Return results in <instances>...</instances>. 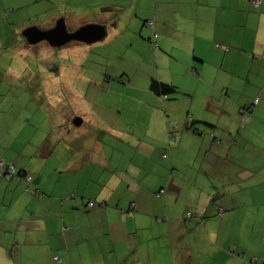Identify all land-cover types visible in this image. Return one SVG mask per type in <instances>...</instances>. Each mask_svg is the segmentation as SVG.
<instances>
[{
    "label": "rangeland",
    "instance_id": "374dc122",
    "mask_svg": "<svg viewBox=\"0 0 264 264\" xmlns=\"http://www.w3.org/2000/svg\"><path fill=\"white\" fill-rule=\"evenodd\" d=\"M84 1L86 0H68L66 3L68 8L74 10L76 17L73 15L63 16V14L60 16L63 7L59 5L55 10L58 15L55 13L46 17L42 15L32 21L29 19L27 8L14 10L9 14V19L0 18V159L6 163L14 164L16 168L25 166L28 175L31 176L30 184L35 189V193L39 182L43 181L44 188H46V191L40 190L41 194L37 192L39 194L37 197L33 195L34 193H27L26 184L22 183L23 190L28 195L18 197L12 204L8 200L9 208L0 211V219L15 224L19 218L25 217L22 222L26 224L32 221L42 236L45 234L44 217L51 216L46 213L45 205L50 199L47 197L51 196L52 213L62 218L61 205H69L73 200H76L73 190H69L70 187L79 191L88 188L89 192L90 189L98 191L103 187V171L95 170L98 155L95 154L96 151L92 149L91 144L97 146L99 143H95L97 139L99 141H101L100 138L106 140L108 137L106 134H109L107 127H113L116 121L118 122L117 128L121 130L126 128V137L137 135L134 132L138 127L137 121H141L144 117L136 115L138 112L144 114L146 107L144 103L134 102L132 98L140 97L141 89L146 92L151 89H159L160 85H157L156 82L164 84L166 74H168L167 64H159V60L155 59L154 52H166L172 46L181 47L183 45V41L179 42L181 38L177 34L170 35L171 32H169V35H162L164 42V46H162L161 34L151 25L154 20L151 0H87L88 15H77L82 6L81 2L84 5ZM167 1L168 3L165 5H162L161 2L158 5V12L165 19L168 18V15H172V11H176L180 15H191L198 9L207 17L209 16L206 18L208 20L212 19V15L218 13L217 8L209 9L208 7L207 9L203 5L208 0H200L198 6L196 5L197 0ZM109 5L111 7L117 5L119 9L103 8L104 11H101L100 7ZM235 10L234 1L232 10L227 8L226 12L230 11L229 14L235 15ZM56 15L60 18L52 19ZM72 17L76 23L70 21ZM60 20L64 22L67 32L75 31L74 25L78 24H80L79 28L87 24L101 25L106 27L108 32L100 40L92 43L70 41L55 47L46 41L30 45L22 36L23 29L31 27L30 23L38 30L46 31L48 25L50 29ZM160 23L168 30V24L171 21L165 20ZM202 23L206 25V22ZM111 25H115V31ZM160 28L162 27L160 26ZM243 32L250 40L252 39L253 28L247 27ZM205 34H211V29ZM201 36L205 37L204 34ZM211 37L212 35H209L207 39ZM215 43L221 44L222 42L215 41ZM249 43L252 44L251 41ZM222 45L224 44H221V48L225 49V45ZM234 50L240 51L241 48L233 46ZM261 77H264V71L258 76L260 79ZM250 83L246 85V91H243L242 98L249 96L251 105L254 97L260 101V95L264 93V83L262 88L261 84ZM235 88L241 91L239 85H236ZM160 91V95L164 93L163 87ZM247 104L249 105V103ZM247 115L251 119V126L247 124L245 132L236 139L230 156L231 164L224 166V169L223 165L218 164L209 168L208 171H206L207 164H205L199 171L200 177L202 173H208L214 178L215 182L211 184L213 195L221 196L222 193H225L228 198H231L244 192V198L239 200L242 209L233 219V222L238 223V227L243 223H249L246 225L248 227L256 226L255 224L264 221V204L257 208L258 202H256L260 192H264L263 97L259 105H255ZM241 117L243 118V116ZM75 120H78L79 124L76 125ZM245 126L240 128L241 132ZM206 133L209 135V129ZM83 136L85 139L81 138ZM194 140L191 139L189 142L192 143ZM206 140L205 135L199 136L193 143L195 148H191L195 152L200 148L204 149ZM107 141H110V138ZM39 143L45 145L47 152H50L48 157H43L40 154L39 147L36 149V145ZM76 147H80L81 151L85 154L87 152L88 155L79 153ZM186 150L188 149L186 148ZM228 151L229 149L221 150L223 153ZM85 156L90 158L91 163L82 167ZM136 159L138 160L137 157ZM75 162H78L75 170L71 173L66 172L65 169H69V166L74 165ZM191 162L194 161L189 158V163ZM195 163L197 164L198 160ZM188 168L190 171H194L192 165H189ZM195 172L197 171L195 170ZM222 183L227 185L226 190L228 191L219 188ZM62 192L66 194H60ZM43 195L47 197L44 199ZM132 197L123 193L121 200L125 205H128ZM172 197L170 198L169 195L168 199L164 200L165 202L169 201L170 207L174 202H180V205L185 207L186 217L194 214V211L187 208L186 204L197 203L193 192L183 187L180 194L175 192ZM38 198L44 199V202H40ZM159 200L156 202L160 203ZM58 206L62 215L58 212ZM4 210H8L7 213H3ZM29 212H34V214ZM147 217V220H150L149 216ZM142 218L133 220L132 217L129 222L135 224ZM153 218L156 220L155 217ZM143 220L146 221L144 218ZM0 225L6 227L4 229L6 232L3 231L5 236H8V238L0 240V264H216L215 261H219L217 253L221 252L212 248L217 252L215 254L209 249V245L199 248L198 244L192 243L191 228L189 231H185L187 233L186 240L183 239V230L176 244L169 245L170 240L176 238L175 230L170 225L160 234L163 236L161 243L164 248L157 251L158 245L155 238H152L151 242H149L150 240L146 241L150 246L148 247L150 258L166 257L162 260L158 258L159 262L142 257L137 261V258L140 257L129 253L127 244H122L117 239V243L115 240L113 243L112 238L100 233L101 228L97 227H94V235L99 238L100 248L85 243L82 245L83 242H79L78 247L70 249L68 252L64 248L60 251L48 250L49 243L47 241H45L46 244H41L38 248L29 246L26 235H24V245L20 246L13 237L16 234V228L11 229L4 224ZM139 227H144V225L140 224ZM153 233L155 236L154 230ZM242 233L243 231L240 235ZM57 234L55 236H61L63 239L62 232L59 231ZM149 236H152L151 232ZM145 239L147 238L145 237ZM20 240L22 241L23 237ZM63 246L65 245L63 244ZM81 249V254L77 255ZM84 249L87 251L86 254ZM188 249H191L193 254L186 260L185 258L189 256ZM16 250H20V261L15 257ZM183 250L187 252L185 257L182 255ZM60 259L61 262H58ZM252 259L253 257H250L247 260L248 264L257 262ZM224 264L230 263L226 261Z\"/></svg>",
    "mask_w": 264,
    "mask_h": 264
},
{
    "label": "crops",
    "instance_id": "0c3cea01",
    "mask_svg": "<svg viewBox=\"0 0 264 264\" xmlns=\"http://www.w3.org/2000/svg\"><path fill=\"white\" fill-rule=\"evenodd\" d=\"M86 1H84V5L81 2L82 6L77 15H88ZM151 1L154 16L151 25L161 34L162 46H164L162 35H169V32H171L170 35L177 34L181 38L179 42L183 41V45L181 47L172 46L169 51L165 50L166 52H154L155 59L159 60V64H167L168 74H166L164 84L156 82L157 85H160L159 89H151L149 92L141 89L140 97L132 98L134 102L144 103L146 107L144 114L138 112L136 115L144 117L141 121H137L138 127L134 131L137 135L126 137V128L124 130L117 128L118 122L116 121L113 127H107L109 134H106L105 131V134L108 135L107 139L110 138V141L100 138L101 141L97 139L95 142H99L97 146L91 144L92 149L96 151L95 154L98 155L95 170L103 171V187L98 191L90 189V192L88 188L79 191L70 187L69 190H73L76 200L72 199L73 201L69 205H61L63 215L58 206V212L61 213L62 218L52 213L51 196L43 195L44 199L50 198L47 200L45 208L46 213L51 215L44 217V236L41 232L38 233L39 230L36 229L32 221L24 224L22 221L25 217L19 218L15 224L0 219V224L6 225L7 228H16L17 231L13 237L20 246L24 245V235H26L29 246L38 248L41 244H46L45 241H47L49 243L48 250L60 251L64 248L68 252L70 249L78 247L79 242H83L82 245L85 243L100 248L99 238L96 236L97 239L94 235V227H97L101 228L100 233L110 236L113 243L114 240L116 243L117 240H120L122 244H127L129 253L140 257L137 258V261L142 257L151 261L157 260V262L166 257H158L159 261L156 256L150 258L148 250L150 246L146 241L150 240L149 242H151V239L155 238L158 245L157 251H159L163 247L161 243L163 236L160 234L169 225L176 234V238H172L169 245L176 244L183 230V239L186 240L187 233L185 231H189L191 228L192 243L198 244L199 248L209 245L210 250L215 248V250L221 251L218 254L212 250L219 256V261H215L216 264H222L223 261H228L230 264H248L247 260L250 257H253V261H257L253 264H264V221L251 227L246 226L249 223H243L238 227V223L233 222L242 209L239 200L244 198V192L231 198H228L225 193H222L221 196L213 195L211 184H214V178L208 173H202L201 177L199 175L201 167L205 164H207L206 171L218 164L223 165V169L227 164H231L230 156L236 139L245 132L247 124L251 126V119H249L250 122L243 123L240 109L248 106L247 103L250 105L249 96L242 98L243 91H246V85L254 82L261 84L262 88L264 83V77L258 78L259 74L264 71V0H259L260 5L257 9L252 6L251 0H208L207 5L206 3L203 5L207 9L214 7L218 10V13L212 15L211 20L206 19L209 16L207 17L198 9L191 15H180V13L172 11V15H168V18L165 19L158 12V5L160 2L165 5L168 1ZM234 1L236 4L235 15H231L229 13H231ZM67 2L68 0H0V18L9 19V14L14 10L27 8L29 19L32 21L42 15L46 17L52 13L57 14L55 10L59 5L63 7L60 16L62 14L63 16H75L74 10L66 5ZM199 4L200 0H197L196 5ZM103 8L118 10L119 6H102L100 7L101 11H104ZM227 8H229V12H226ZM57 15L52 19L60 18ZM73 20L75 19L72 17L70 21L76 23ZM165 20L171 21L168 24V30L164 28L163 24H159ZM202 22H206V25H203ZM29 26L34 27L31 23ZM79 26L80 24L74 25V30ZM111 26L115 31V25ZM247 27L253 28L254 31L251 40L243 32ZM47 28L49 29V25ZM103 28L105 36L108 31L106 27ZM209 29H211V34H205ZM199 34H204L205 37L203 38ZM209 35L212 37L207 39ZM215 41L222 42L225 49L221 48L222 43H215ZM233 46H239L244 51H233ZM153 84L155 83L153 82ZM236 85L240 86L242 92L235 88ZM162 87L164 93L160 95ZM261 96L264 100V93L260 95V101L262 100ZM256 99L254 97L253 101ZM257 100V105H259L260 101ZM261 108L263 109V106ZM242 126H245L243 132L240 131ZM208 129L209 135L206 133ZM173 131L176 139L172 144H169L168 135ZM204 135L207 137L206 147L195 152L191 148H195L193 143L199 136ZM81 138L85 139L84 136ZM191 139H195L194 142L190 143ZM38 147L43 157L49 156L50 152H47L45 145L39 143L36 145V149ZM76 148L79 153H83L80 147ZM226 149H229L227 153L221 152ZM83 155H88V153H83ZM189 158L194 162L189 163ZM83 162L82 167L91 163L88 157L83 158ZM189 165L194 167V171H190ZM77 166L78 162H75L65 170L71 173ZM17 169L28 172L25 166H19ZM22 183L24 182L20 177H14L11 181L0 179V211L9 208L8 200L12 204L18 197L28 195L25 194ZM37 187L38 193L42 189L46 191L43 181L39 182ZM183 187L196 196L197 203L191 204L193 207L186 203L187 208L194 211L192 216L187 215L186 217L185 207L180 205V202H174L170 207L169 201H164L168 199L169 195L170 198H173L175 192L180 194ZM226 187L227 185L222 183L219 188L228 191ZM32 189L35 191L33 187ZM161 190L163 193L159 194ZM27 193L30 194V192ZM123 193H127L128 197L133 196L128 205H125L121 200ZM263 193L261 191L256 200L257 208L264 204ZM49 194L51 193L49 192ZM60 194L65 195L66 193ZM44 199L39 200L44 202ZM158 199H160V203L156 202ZM88 200H94L95 204L92 207L87 206ZM219 206H223L224 211L218 215ZM7 211L4 210L3 213H7ZM29 213L34 214V212ZM131 213L133 214L131 215ZM147 216L150 220H147ZM132 217L133 220L143 217L147 222L142 218L135 224H131L129 220ZM191 221L193 223H190ZM140 224L144 227H139ZM5 228L0 225V240L8 238L5 236ZM153 230L155 236H153ZM240 230L243 231L242 235H240L241 232L239 233ZM59 231L62 232L63 239L61 236H55ZM150 232L152 236H149ZM181 245L184 246V244ZM84 251L86 254V249ZM81 252L82 249L77 255ZM182 252L184 257L188 252L189 256L185 258L186 260L193 254L191 249ZM20 256V250H16L15 257L18 261H20ZM91 257L94 258V256ZM58 262H61V259Z\"/></svg>",
    "mask_w": 264,
    "mask_h": 264
},
{
    "label": "water",
    "instance_id": "95a60500",
    "mask_svg": "<svg viewBox=\"0 0 264 264\" xmlns=\"http://www.w3.org/2000/svg\"><path fill=\"white\" fill-rule=\"evenodd\" d=\"M103 36L104 28L97 24H87L73 32H67L62 20L46 31H40L36 27H28L23 31V37L28 44L34 45L40 41H46L54 47L70 41L92 43L100 40ZM75 124H79V121L75 120Z\"/></svg>",
    "mask_w": 264,
    "mask_h": 264
},
{
    "label": "trees",
    "instance_id": "16d2710c",
    "mask_svg": "<svg viewBox=\"0 0 264 264\" xmlns=\"http://www.w3.org/2000/svg\"><path fill=\"white\" fill-rule=\"evenodd\" d=\"M170 133H171L172 137L174 138L173 141H175V132L173 131V132H170ZM0 161L3 162V165L0 166V179H4L6 181H11L14 177H20L22 179V181L25 182V184H26V187H25L26 191L30 192V193H34L33 195H35V196L38 195L37 192L35 193V191L32 189V186L30 184L31 176H29L23 170H18L16 168V166L14 164H12V163H6L3 159H0ZM9 166H11L12 168L10 169ZM28 178H29V180H28ZM214 199L216 200L217 198H214ZM90 201L93 203V205L95 204L94 200H88L86 202L87 206H89L88 202H90ZM92 206H89V207H92ZM223 211H224L223 206H219L217 214L218 215L222 214ZM55 258L57 259V257H55Z\"/></svg>",
    "mask_w": 264,
    "mask_h": 264
},
{
    "label": "built area",
    "instance_id": "2783aa9c",
    "mask_svg": "<svg viewBox=\"0 0 264 264\" xmlns=\"http://www.w3.org/2000/svg\"><path fill=\"white\" fill-rule=\"evenodd\" d=\"M251 4H252V6H253L255 9H257V8L259 7V5H260V1H259V0H251ZM257 103H258V100L256 99V100L253 101V103H252L251 105H248V106L243 107V108L240 109V113H241L242 116H243V118H242L243 123L249 121L250 117L247 115V113H248L249 111L253 110L254 107H255V105H257ZM173 140H174V138L172 137L171 133H169V135H168V143H169V144H172V143H173ZM2 165H3V162L0 161V166H2ZM9 168L11 169L12 167L9 166ZM11 171H12V170H11ZM11 171H10V172H11ZM28 180H29V178H28ZM162 193H163V190H161V191L159 192V194H162ZM88 205H89V206H92L93 203L90 201V202H88ZM55 259H56V258H55ZM56 260H57V259H56Z\"/></svg>",
    "mask_w": 264,
    "mask_h": 264
}]
</instances>
